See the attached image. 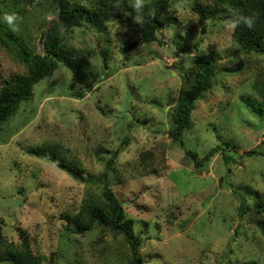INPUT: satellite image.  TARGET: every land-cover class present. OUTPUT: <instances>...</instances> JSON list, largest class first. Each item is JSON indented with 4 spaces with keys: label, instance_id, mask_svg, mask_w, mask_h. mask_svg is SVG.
<instances>
[{
    "label": "rangeland",
    "instance_id": "obj_1",
    "mask_svg": "<svg viewBox=\"0 0 264 264\" xmlns=\"http://www.w3.org/2000/svg\"><path fill=\"white\" fill-rule=\"evenodd\" d=\"M145 1L132 4L141 9ZM207 1L197 0L209 7ZM194 2L171 0L151 44L141 42L139 20L131 16L108 22L105 34L60 31L61 43L89 54L98 81L86 89L61 65L0 128L3 238L18 245L24 231L45 264H130L119 237L97 231L72 235L64 227V218L85 199L101 197L99 177L116 153L108 180L142 238L144 264H264V235L249 220L240 221L237 195L249 187L264 191V96L254 88L264 85V55L239 53L232 27L220 21H208L203 32ZM51 3L34 0L19 12L8 6L0 9V19L5 23V15H15L20 40L45 55L46 34L57 22ZM16 52L17 46L0 45V87L26 74ZM208 53L221 70L239 71L217 74L181 146L168 135L170 108L193 56ZM222 142L233 146L230 174L222 154L197 167L185 153L196 152L203 161ZM43 148L76 162L94 181L78 182L30 153ZM253 150L262 156L247 157ZM262 217L251 213L254 221Z\"/></svg>",
    "mask_w": 264,
    "mask_h": 264
},
{
    "label": "trees",
    "instance_id": "obj_2",
    "mask_svg": "<svg viewBox=\"0 0 264 264\" xmlns=\"http://www.w3.org/2000/svg\"><path fill=\"white\" fill-rule=\"evenodd\" d=\"M133 0H93L79 3L74 0H53L50 4L56 15V23L47 32L45 46L47 53L40 55L20 40L14 23L9 24L0 19V45L7 49L17 46L16 56L26 68V74L10 78L0 87V128L7 124L17 114L20 106L33 97L34 87L50 78L63 65L70 70L76 80L86 89H91L98 81V73L91 66L88 53L80 52L70 46H65L58 39L61 30L65 32L75 28H90L100 34H105L107 23L120 21L131 16L139 20L141 42L151 44L157 41V33L163 28V18L166 15L171 0H146L143 8L137 9ZM2 3V4H1ZM34 0H0V9L8 6L22 11L33 5ZM208 6L195 0L192 11L198 16L202 31H205L208 21H220L232 27V41L242 54L264 55V0H208ZM0 13V18H1ZM250 22V23H249ZM235 24V27H233ZM193 66L185 71L182 79L180 95L170 112V139L183 146L184 134L193 127L192 115L201 101H206L213 88L219 72L235 73L238 68H223L218 64L213 54H195ZM264 96L263 91H259ZM233 147L229 142H222L211 148L205 160L200 161L196 152L185 150L195 166L200 167L218 154L231 173L235 158L229 153ZM38 158L52 162L57 168L67 173L74 180L82 183H92L94 179L83 171L74 161H69L63 155L47 148L30 150ZM108 153V151H106ZM116 153L106 162V171L99 179L103 181L101 197L85 199L77 212L66 216L65 231L72 235H87L100 232L119 237L130 253V264H144L140 255L143 241L134 231L133 224L125 216L123 204L112 189L108 172L114 163ZM262 156L253 150L246 153L247 157ZM264 156V155H263ZM103 161L104 159H100ZM250 187L237 191L240 221L249 220L264 235V191L251 192ZM263 216L254 221L251 213ZM22 240L16 245L7 241L0 234V264H45L46 258L35 254L24 231H20ZM238 234V230L236 231Z\"/></svg>",
    "mask_w": 264,
    "mask_h": 264
},
{
    "label": "clouds",
    "instance_id": "obj_3",
    "mask_svg": "<svg viewBox=\"0 0 264 264\" xmlns=\"http://www.w3.org/2000/svg\"><path fill=\"white\" fill-rule=\"evenodd\" d=\"M140 0H137V6H139ZM4 19L9 23L12 24L13 21L16 19L15 15H5ZM250 23V22H249ZM233 27H235V24H233Z\"/></svg>",
    "mask_w": 264,
    "mask_h": 264
}]
</instances>
